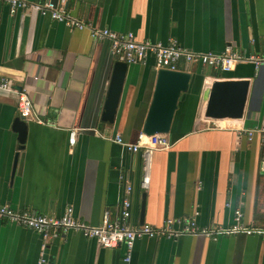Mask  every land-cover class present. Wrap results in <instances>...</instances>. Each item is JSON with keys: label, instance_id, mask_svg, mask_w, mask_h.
Listing matches in <instances>:
<instances>
[{"label": "crops", "instance_id": "1", "mask_svg": "<svg viewBox=\"0 0 264 264\" xmlns=\"http://www.w3.org/2000/svg\"><path fill=\"white\" fill-rule=\"evenodd\" d=\"M57 7L95 28L132 33L140 42L175 41L193 53L219 54L227 46L243 56L264 53V0H58ZM118 61L108 40L36 10L11 15L0 0V76L27 92L43 122H25L20 150L12 128L15 96L0 91V205L53 218L72 207L78 221L98 226L105 211L112 219L119 216L130 187L131 227L190 218L201 226L228 227L238 209L244 226L264 230V67L240 63L222 73L178 63L177 71L191 74L189 90L167 134L173 147L152 155L144 189L140 153L113 138L120 134L135 142L156 70L152 59L127 65L108 123L102 117ZM220 80L249 81L241 118L204 116L210 85ZM70 129L79 131L72 147ZM248 131H255L251 140ZM127 253L122 245L104 249L79 233L45 239L0 220V264H264V235L143 238L125 262Z\"/></svg>", "mask_w": 264, "mask_h": 264}, {"label": "built area", "instance_id": "2", "mask_svg": "<svg viewBox=\"0 0 264 264\" xmlns=\"http://www.w3.org/2000/svg\"><path fill=\"white\" fill-rule=\"evenodd\" d=\"M8 8L9 13L14 15L18 11L36 10L41 16H48L53 21L63 23L68 28L87 30L91 37L97 41L108 40L110 53L116 59H122L127 65L146 64L149 59L154 62V69L178 70V63L198 64L222 73L234 69L237 64L249 63L255 69L264 67V53L260 55L243 56L237 53L231 46H227L222 53H193L181 47L177 42L170 41L168 44L152 43L149 41H136L132 33H113L108 29H98L89 23L82 22L68 15L63 8H58L51 1L43 4H35L26 0H1ZM0 91L12 94L16 99L17 116L25 122L42 124L38 113L34 109L27 92L17 89L13 82L4 76H0ZM79 131L70 129L68 133L69 146H73ZM255 131H248V140H251ZM113 141L131 153H140L143 165L142 187L147 188V174L150 169L151 157L155 152L168 151L173 147V142L164 134L148 136L142 131L138 133L134 143H127L120 134L114 136ZM131 188L125 190V197L121 201L120 213L116 219H112L110 213L105 211L102 222L98 226L78 221L73 215L72 207H67L60 217L53 218L31 211H15L6 205H0V220L10 224L29 229L41 235L45 239H53L61 233L74 232L84 238L95 240L104 249H113L120 245L124 246L128 253L125 262L130 259V251L135 241L149 238H166L177 240L182 236L205 237L216 240L221 236L234 234H263L264 230L247 228L241 223L242 213L234 211L233 224L228 227H207L199 225L194 218L190 219H167L160 227L143 224L131 227L128 224L131 204L128 193ZM197 215V213L195 214Z\"/></svg>", "mask_w": 264, "mask_h": 264}, {"label": "water", "instance_id": "3", "mask_svg": "<svg viewBox=\"0 0 264 264\" xmlns=\"http://www.w3.org/2000/svg\"><path fill=\"white\" fill-rule=\"evenodd\" d=\"M57 6L58 0H49ZM67 5V4H66ZM127 64L115 63L105 103L103 121L113 122L121 96ZM191 74L184 71L160 69L155 72V84L151 101L144 118L141 131L148 135L170 133L175 112L181 96L188 92ZM249 89V81H213L209 88L204 116L209 119H238L243 115ZM13 130L17 133L20 150L25 142L27 125L21 118H16ZM17 162V154L15 155ZM141 207V214H143Z\"/></svg>", "mask_w": 264, "mask_h": 264}]
</instances>
